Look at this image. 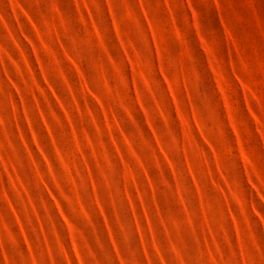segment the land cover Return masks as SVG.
I'll use <instances>...</instances> for the list:
<instances>
[{"label": "rangeland", "instance_id": "obj_1", "mask_svg": "<svg viewBox=\"0 0 264 264\" xmlns=\"http://www.w3.org/2000/svg\"><path fill=\"white\" fill-rule=\"evenodd\" d=\"M0 264H264V0H0Z\"/></svg>", "mask_w": 264, "mask_h": 264}]
</instances>
